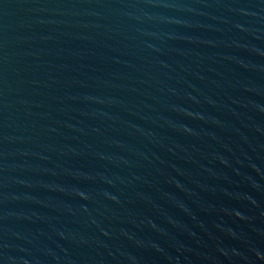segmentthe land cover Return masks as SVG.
<instances>
[{"label": "water", "instance_id": "water-1", "mask_svg": "<svg viewBox=\"0 0 264 264\" xmlns=\"http://www.w3.org/2000/svg\"><path fill=\"white\" fill-rule=\"evenodd\" d=\"M0 264H264V0H0Z\"/></svg>", "mask_w": 264, "mask_h": 264}]
</instances>
